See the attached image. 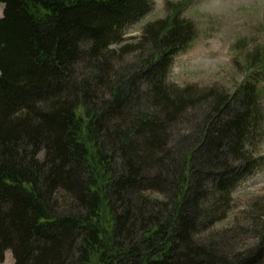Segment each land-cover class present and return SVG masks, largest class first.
<instances>
[{
  "label": "trees",
  "instance_id": "trees-1",
  "mask_svg": "<svg viewBox=\"0 0 264 264\" xmlns=\"http://www.w3.org/2000/svg\"><path fill=\"white\" fill-rule=\"evenodd\" d=\"M153 1L0 0V264H264V226L218 228L264 166L263 69L169 83L188 21L124 41Z\"/></svg>",
  "mask_w": 264,
  "mask_h": 264
},
{
  "label": "rangeland",
  "instance_id": "rangeland-1",
  "mask_svg": "<svg viewBox=\"0 0 264 264\" xmlns=\"http://www.w3.org/2000/svg\"><path fill=\"white\" fill-rule=\"evenodd\" d=\"M152 10L125 33L124 41L135 45L147 23L177 18L191 24L188 47L178 53L168 81L178 87L214 88L233 93L250 74L263 69L257 87L264 106V0H154ZM3 5L0 3V18ZM118 47V46H117ZM140 51L124 56L132 64ZM254 69V70H252ZM256 71V72H254ZM185 131V125H180ZM256 153L264 157V125ZM264 161V160H263ZM232 211L218 228L227 227L244 246L255 241L264 226V166L233 190ZM3 264H13L10 251Z\"/></svg>",
  "mask_w": 264,
  "mask_h": 264
}]
</instances>
